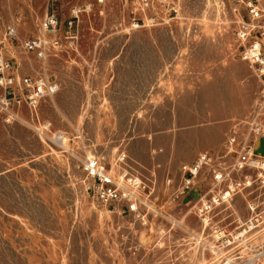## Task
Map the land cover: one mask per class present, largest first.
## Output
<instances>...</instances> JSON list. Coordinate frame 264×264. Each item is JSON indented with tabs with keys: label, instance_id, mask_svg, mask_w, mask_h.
<instances>
[{
	"label": "rangeland",
	"instance_id": "obj_1",
	"mask_svg": "<svg viewBox=\"0 0 264 264\" xmlns=\"http://www.w3.org/2000/svg\"><path fill=\"white\" fill-rule=\"evenodd\" d=\"M75 8L69 39L63 25ZM238 26L230 0H0V48L19 74L61 85L14 121L0 118V264H208L178 184L183 165L221 152L255 110L261 78L240 55ZM35 37L47 42L42 56L23 46ZM37 128L63 132L67 147ZM121 152L153 191L145 222L87 195L81 161L96 157L114 172ZM252 238L264 247V227Z\"/></svg>",
	"mask_w": 264,
	"mask_h": 264
},
{
	"label": "built area",
	"instance_id": "obj_2",
	"mask_svg": "<svg viewBox=\"0 0 264 264\" xmlns=\"http://www.w3.org/2000/svg\"><path fill=\"white\" fill-rule=\"evenodd\" d=\"M230 3L238 18L236 38L240 55L259 74L260 95L255 110L233 128L221 152L204 151L182 166L178 189L188 198L190 212L201 222L202 229L195 240L211 253L208 264H257L259 258L264 263V247L252 242V234L264 227V154L257 152L264 145V0ZM81 12V8H75L72 18L63 25L69 39L74 38V25ZM45 22L56 37L62 28L60 18L49 13ZM15 33V28L9 27L5 35L12 41ZM46 43L35 37L23 41V46L42 56ZM54 43L63 44L57 37ZM15 65L0 48V118L6 122L19 118L21 106L34 107L44 97L58 93L61 87L56 78L48 75L19 74ZM37 131L45 135L40 128ZM45 136L64 148L63 132ZM126 159L127 154L121 152L116 161L118 170L113 172L99 158L85 157L81 166L87 195L99 205L114 207L120 214L139 213L145 222L142 210H155V203L148 204L145 197L153 191L139 175L125 167ZM166 184L173 185L172 178H167ZM237 197H241V205L235 203Z\"/></svg>",
	"mask_w": 264,
	"mask_h": 264
},
{
	"label": "bare ground",
	"instance_id": "obj_3",
	"mask_svg": "<svg viewBox=\"0 0 264 264\" xmlns=\"http://www.w3.org/2000/svg\"><path fill=\"white\" fill-rule=\"evenodd\" d=\"M46 125H47V124H46ZM62 142H63L64 145L67 147V145H68V141H67V137H66V136H63V140H62ZM224 251H225V250L223 249L222 252H224ZM202 259H203V262H205V261H204L205 258L203 257ZM258 260H259V262H258L259 264H261L262 261H263L261 258H259ZM203 262H202V263H203ZM262 264H264V263H262Z\"/></svg>",
	"mask_w": 264,
	"mask_h": 264
}]
</instances>
